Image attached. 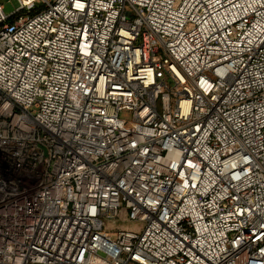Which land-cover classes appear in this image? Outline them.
Segmentation results:
<instances>
[{
  "label": "built area",
  "instance_id": "2783aa9c",
  "mask_svg": "<svg viewBox=\"0 0 264 264\" xmlns=\"http://www.w3.org/2000/svg\"><path fill=\"white\" fill-rule=\"evenodd\" d=\"M15 6L0 264H264V0Z\"/></svg>",
  "mask_w": 264,
  "mask_h": 264
},
{
  "label": "rangeland",
  "instance_id": "374dc122",
  "mask_svg": "<svg viewBox=\"0 0 264 264\" xmlns=\"http://www.w3.org/2000/svg\"><path fill=\"white\" fill-rule=\"evenodd\" d=\"M0 6L2 7L3 12L6 15L12 14L13 12H15V9H16L15 0H0ZM121 118L125 120L126 122H130L131 114L127 112H123L121 114ZM105 223L108 228H112L113 232H115L117 228L134 226V225H131L129 222H127V220H125V218L121 216L117 220H107L105 221Z\"/></svg>",
  "mask_w": 264,
  "mask_h": 264
}]
</instances>
